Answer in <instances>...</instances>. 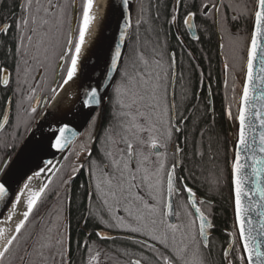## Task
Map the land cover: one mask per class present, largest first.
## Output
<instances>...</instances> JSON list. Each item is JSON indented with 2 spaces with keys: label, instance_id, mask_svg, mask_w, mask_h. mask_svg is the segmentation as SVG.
<instances>
[{
  "label": "snow or ice",
  "instance_id": "snow-or-ice-1",
  "mask_svg": "<svg viewBox=\"0 0 264 264\" xmlns=\"http://www.w3.org/2000/svg\"><path fill=\"white\" fill-rule=\"evenodd\" d=\"M94 6L95 0H12L11 4L0 0V11L8 8L10 21L3 22L0 16V84L8 89L15 83L13 98L5 99L0 111V129L11 124L15 98H19L17 112L27 116L26 120L17 116V129L23 124L27 130L37 115L53 116L50 134L38 141H32L30 135L19 152L15 140L0 142L4 150L0 201H5L8 212L0 220L6 225L0 226V264H71L66 228L57 227L53 235L54 220L63 216L62 203L53 206L54 218L46 213L27 236L24 233L30 217L54 191L53 177L60 179L67 200L72 182L85 170L89 201L85 223L101 226L94 233L100 240L116 239L104 231L108 229L122 234L126 241V246L116 249L114 264H207L216 228L213 201L200 196L189 181H196L195 169L206 156L216 159L211 151L216 136L214 108L208 106L210 122L208 110L201 113L195 103L191 79L178 70L177 53L169 50L166 37L159 38L155 21L151 17L145 20L141 9L133 23L131 0H122L120 22L103 70L93 81L85 72L84 57L96 19ZM225 7L232 12L233 21L244 19L250 29L237 63L226 59L224 64L226 74L235 72L231 100L224 109L231 134V140L225 141L231 144L230 152L225 149V164L232 224L225 230L221 264H264V0H254L250 9L247 5L241 8L235 0L227 5L221 0H174L166 23L175 29L181 46L179 33H195L200 18L201 23L211 21L218 33H228L238 43L240 37L228 31L227 17L221 23ZM69 12L71 19H67ZM142 24L149 25L145 31L156 34L154 39L141 40ZM193 38L199 40L200 36ZM220 47L223 49V43ZM200 78L203 85L202 72ZM177 80L183 88L180 104L174 87ZM224 84L227 88V79ZM203 86L211 100V83ZM37 89L49 95L54 113L44 109L38 113L39 101L36 106L30 103ZM106 97L114 123L103 137H94ZM65 101L69 102L66 108ZM70 113L87 119L86 133L67 119ZM78 135H84V140L77 149L73 146ZM97 139L101 146L93 158L90 144ZM57 152L60 161L55 159ZM69 152L76 163L62 172L61 161L68 160ZM47 155L52 158L44 159ZM212 184L210 191L219 192L221 181L213 179ZM56 196L59 200L60 193ZM87 235L91 239L93 234ZM84 247L94 252L89 264H99L100 253L87 242Z\"/></svg>",
  "mask_w": 264,
  "mask_h": 264
},
{
  "label": "flooded vegetation",
  "instance_id": "flooded-vegetation-1",
  "mask_svg": "<svg viewBox=\"0 0 264 264\" xmlns=\"http://www.w3.org/2000/svg\"><path fill=\"white\" fill-rule=\"evenodd\" d=\"M174 2V0H169L168 3V11H169V6ZM186 3H190L191 0H185ZM221 2L224 5H227L229 3V0H221ZM235 3L237 5H239L241 8L244 5H247L248 8L250 9L254 3V0H235ZM4 10V9H3ZM135 10H136V0L134 2V13H133V21H134V16H135ZM168 11L166 14L165 19L162 21V23L160 25H158V28H162V32L164 33V29L167 30L169 32L168 36H169V40L168 42L171 40L172 42H174V46L173 49H181L193 62L194 66L197 68L198 63L196 59H193V57L195 58V56L193 55V50L192 47H194V44H196L198 42V40L194 39L193 36L190 34V32H188L187 35H184L183 32L179 33L180 36V40L183 42V46H181V44L177 41L176 39V35L177 33L175 32L174 28L170 29V26L166 23V20L168 19ZM2 11H0L1 13ZM1 16V14H0ZM225 16H230V18L232 19V12L228 9V8H222L221 9V18L224 20ZM203 18L198 19L197 23L200 25L196 30H195V35L198 36H202L204 35V33L206 31H204V29L211 27L210 22L208 21L207 23H201ZM8 18L5 19L3 17V22H8ZM244 21V26L241 25H234V23L237 21H228L227 22V28L228 31L236 34L237 36L240 37L238 43L234 42L232 37L228 35V33H224V37L223 40L220 39V43L218 40V36L221 37L220 33L217 32L216 28H215V32H216V43H217V59H218V63H219V71H220V76L222 78V85L220 86L221 91H222V102H223V114H224V109L227 106V104L230 102L231 100V96H232V92L230 91V99L228 102H225V98H224V94L227 95L228 93V89L224 86V81L227 79L228 81H230V74L233 75L235 70H233V72H229V73H225L224 71V64H225V60L227 59L228 62L230 64H236L237 60L236 57H238L241 54V49L244 46V42L247 38L249 29H250V25L248 24L246 27L247 22L243 19ZM239 23V22H238ZM67 30V28H65V31ZM185 31H187L185 29ZM165 36V34H164ZM165 39V38H163ZM223 43L224 47L223 49H219V44ZM191 54V55H189ZM10 64V62H9ZM8 71L10 73H12V68L11 66L8 67ZM14 76V73H13ZM239 76H237L238 78ZM51 79V72H49V80ZM201 79V78H200ZM205 85L209 84L208 78H203ZM215 79L212 78L211 81V92H212V98L211 100H208V90L205 87L204 89V95H205V101L207 102L208 106L212 105L213 106V94L215 92ZM175 87V85H174ZM15 88V83H13L11 85L10 88L6 89L3 87L2 84H0V111H3L4 109V100L5 99H10L13 98L12 97V91L11 89ZM202 91V85L201 82H199L197 84L196 89L194 90V92L196 93V100L199 99L200 93ZM237 92H239V81L237 83ZM18 99L19 98H15L12 108H11V116H12V121L11 124L9 126H6L4 129H0V142L3 141H8L11 142L13 140H15V142L17 143V149L20 146L21 142L23 141L24 137L26 136L27 132L29 131V129L32 127V125L35 123V121L38 119V117L40 115H37L35 120H32L30 125L28 126L27 130H25V127L23 124L20 125L19 129L16 128V123H17V116L19 115V117L21 119L26 120L27 116L26 114L23 113V111H20L19 113L17 112V105H18ZM51 99L49 98V95L46 92H41L39 89H37V93H36V98L33 99L32 101H30V103L33 106H36L37 101H39V106H38V113L41 111V109H45V106L49 103ZM107 103V101H106ZM28 106V102L25 103V107ZM209 112L212 113L211 109H209ZM99 116V115H98ZM98 116H97V120H98ZM107 116L106 115V105H105V109L102 115V123L100 126V130L98 133L97 137H103L104 135V130L106 128H108L110 126V123H114L113 120H107ZM110 117H112V113H110ZM225 118V125L227 128V138L228 140L231 139V134L229 132V122L227 121L226 117ZM88 128H85V130L83 131V133H86V130ZM95 131L93 132V136H94ZM84 140V135H80L74 144V148L78 149L79 144L81 143V141ZM101 146V142L99 139L96 140V142L94 144H90V147L92 148L93 151V158H97L98 156V152L97 150L100 148ZM68 154V160L67 161H62L61 165V171L62 172H67L71 169V167L73 166V164L76 163V157L72 152L67 153ZM4 155V150L2 147V143H0V157H2ZM83 156L80 157L81 160H83ZM87 168V166H86ZM54 178V177H53ZM87 183H88V174L87 171H83L80 175H78L74 181L72 182L70 188L67 191V197L68 199L65 200V189L61 186L60 183L54 184V191L52 192V198H55L56 195H54L56 192H59L60 195L63 197V216L62 219L60 221H57L60 224V229L59 230H65L67 231V235L70 237V242H71V264H88L89 259H90V255L94 254L90 253L85 247L84 244L85 242H87L90 246L94 247V251H98L100 254H104L105 256H109L111 258V262L109 264H114V257H116L118 255V253L116 252L117 249V245H124L126 246V241L123 238H116L115 240H100L98 237H96L94 235V233L96 231L101 230V226H97L95 224H93L92 222L89 223H85V206L89 203V201L86 198V188H87ZM190 183V182H189ZM200 195V193H199ZM201 196V195H200ZM80 199L78 202H76V199ZM75 200V201H74ZM55 201L53 200L51 203L53 205ZM74 202V203H73ZM77 205V209H78V214H79V218L76 220L75 218H73L74 212H75V208L73 207L74 205ZM51 205V204H50ZM213 216H214V206H213ZM53 218L55 217V212L54 215L52 216ZM231 217H232V213H231ZM215 219V217H214ZM232 221V220H231ZM215 223V220L213 221ZM54 223H56V221L54 220ZM53 223V225H54ZM232 224V223H231ZM52 225V228H53ZM230 228L229 225H227L228 229ZM226 229H217L215 228L214 230V238L212 241V245H211V253L210 255H207V264H221V256H222V247L224 246L225 243V230ZM104 231L108 234L111 235H122L119 233H115V232H111V230L108 229H104ZM89 233H92L93 235L91 236V239L88 238ZM55 236V234H53Z\"/></svg>",
  "mask_w": 264,
  "mask_h": 264
},
{
  "label": "trees",
  "instance_id": "trees-1",
  "mask_svg": "<svg viewBox=\"0 0 264 264\" xmlns=\"http://www.w3.org/2000/svg\"><path fill=\"white\" fill-rule=\"evenodd\" d=\"M9 4L12 3V0H7ZM168 3L169 0H136V10H135V16L133 23L135 24L136 16L140 12L141 9H143V15L144 19L148 20L150 17L155 21L156 26L160 25L162 21L165 19L167 11H168ZM2 17L5 19L9 16V9L4 8L2 12L0 13ZM159 16L158 20H155L156 16ZM227 17V22L232 21L230 16ZM221 18V23L223 24L225 21ZM67 19H71V12H69V16ZM10 22V21H8ZM234 22V21H233ZM211 27L206 28V32L204 33L203 37L200 36V39L196 44H194V47H192L193 55L195 56V59L197 60L198 66L195 67L192 60L181 50V49H173V46L175 45L174 42L171 40L168 42L169 50H174L177 53V62L179 65L178 70L183 71L186 78L191 79V89L194 91L197 87V84L200 82V73L202 72L204 74V78H208L209 83H211L212 78L215 79V92L213 94V108H214V114H215V124H214V130L216 133L215 138L212 142V148L211 151L215 154L216 159L215 160H209L207 156L205 157L204 163L202 166L195 169L196 172V181H189L190 184H192L196 189L199 190V193L201 196H207L213 201L214 206V217H215V225L216 228L226 229L227 225L231 227L232 223V217H231V207L229 205V190L226 183L227 178V170H226V164H225V149H227L230 152V143H225L227 138V128L225 125V118L223 114V102H222V91L220 86L222 85V78L220 76L219 71V63L217 59V43H216V32L215 28L212 27V24L210 22ZM234 25H241L244 26V21L241 19L239 23L235 22ZM248 25V22L246 24V27ZM149 25L142 24L139 29V34L141 36V40H152L155 38L156 34H149L145 31V29ZM68 27V24L66 22L65 28ZM164 29V33L162 32V28H160L159 31V38L163 40V38H167L169 40V32ZM165 34V36H164ZM224 37V33H220ZM127 59V57H125ZM195 69V71H193ZM209 77L211 78L209 80ZM230 81H228V93L227 95L224 94L225 102H228L230 99V91H231V85H232V75L229 76ZM239 81V77L237 78V83ZM203 85H205V82L203 80ZM202 85V95L200 93L199 99L195 100V103L199 106L200 112L204 113L207 109L209 121L211 122L212 119V113L209 112L208 104L205 101V95H204V89L205 87ZM225 88V86H224ZM175 90L177 93V103L180 104V97L183 94V88L181 87V84L179 80L175 83ZM110 95V94H109ZM110 113H112V107L110 103H106V115L107 120H112V117H110ZM230 141V139H229ZM207 144V141L205 142ZM206 152L208 149H205ZM191 167V165H188ZM213 179H218L221 181L222 186L220 187L219 192L210 191L213 189L212 181ZM54 184L60 183L61 181L58 178V176H54L53 178ZM52 195H49L44 203L38 206V209L35 211L34 215L30 217V222L27 225V230L25 231L24 235L27 236L28 232L32 231L33 225L37 222L40 216L46 214V213H52V216L54 215L55 209L53 208L54 205L60 206V204H63V197L60 195L59 200L57 196L55 198H52ZM56 195V193L54 194ZM55 201L52 205V201ZM80 199H76V202H78ZM75 201V200H74ZM74 203V202H73ZM51 204V205H50ZM74 205V204H73ZM75 208V212L73 215V218L76 220L79 218L77 205L75 204L73 206ZM57 227L60 229V224L56 221L53 225V234H57ZM124 245H117V248H122ZM16 264H20L19 261L16 262Z\"/></svg>",
  "mask_w": 264,
  "mask_h": 264
},
{
  "label": "water",
  "instance_id": "water-1",
  "mask_svg": "<svg viewBox=\"0 0 264 264\" xmlns=\"http://www.w3.org/2000/svg\"><path fill=\"white\" fill-rule=\"evenodd\" d=\"M134 2H135V0H131L132 17H133V13H134ZM121 5H122V0H110V10H109V14L107 17L106 28H105L103 38L100 42V45H99V48H98L97 54H96L95 66L97 67V69H96V75H95L93 81H95L96 77H98L100 72L103 70L109 43H110L111 39L114 38L115 33H116V29H117V25L120 22V20H119L120 13H119L118 9ZM190 34L192 36L195 35V33H193V32H190ZM218 40L220 43V37L219 36H218ZM219 49H220V44H219ZM106 101H107V97L105 98V103L102 106V112L98 116L97 128L95 130L94 137L98 136L100 126L102 123V115H103V112L105 109ZM52 103H53V101L50 100L49 103L47 104L49 107L48 108L45 107L44 110L52 112V110H53V108H51ZM78 107H79V104L76 105V108H78ZM73 111L75 112V108L73 109ZM49 116H47L46 118L41 117V116L38 117V119L35 121V123L32 125V127L27 132V134L24 137L23 141L21 142L20 146L18 147L17 152H19L21 146L29 140L30 135L32 137V141H38L42 138V136H47L48 134H50V129H49V127H47V121H48ZM67 119L72 120L73 124L76 126V128L80 132H83L88 125L87 119H85L83 116H80V115L73 116L71 114ZM33 129H35V132H33ZM79 136L80 135H78V137ZM230 150H231V144H230ZM60 157H61L60 153H58V152L55 153V159L57 161H60ZM51 158H52L51 155H47L44 157V159H51ZM61 163H62V161H61ZM23 171H24V169L21 170L20 175L23 174ZM17 179H19V176L17 177ZM15 187H16V184L13 183V188H15ZM4 208H5V201H0V212ZM231 213H232V211H231ZM109 235H111V234H109ZM113 236H115L116 238H123L124 239L123 235H113Z\"/></svg>",
  "mask_w": 264,
  "mask_h": 264
},
{
  "label": "bare ground",
  "instance_id": "bare-ground-1",
  "mask_svg": "<svg viewBox=\"0 0 264 264\" xmlns=\"http://www.w3.org/2000/svg\"><path fill=\"white\" fill-rule=\"evenodd\" d=\"M95 5L98 6V7L94 6L93 9V13L96 16V19L91 26V35L88 37V40L85 44V57H84L85 72L91 74L93 79L96 75V69H97V67L95 66L96 54L106 28L107 17L110 10V0H95ZM68 106H69V102L65 101L63 107L66 108ZM54 112H55V108H53L52 110V113ZM70 115L71 113L68 115V117ZM52 121H53V116L50 115L47 121V127H49V124L52 123ZM52 126L54 128L56 125L53 124ZM7 215L8 212L4 208L0 212V220H3ZM15 220H18V217H14V221ZM0 226H6V225L0 224Z\"/></svg>",
  "mask_w": 264,
  "mask_h": 264
},
{
  "label": "rangeland",
  "instance_id": "rangeland-1",
  "mask_svg": "<svg viewBox=\"0 0 264 264\" xmlns=\"http://www.w3.org/2000/svg\"><path fill=\"white\" fill-rule=\"evenodd\" d=\"M111 262V258L109 256H105L104 254H100L99 264H109ZM114 262V261H112ZM89 264V262H88Z\"/></svg>",
  "mask_w": 264,
  "mask_h": 264
}]
</instances>
